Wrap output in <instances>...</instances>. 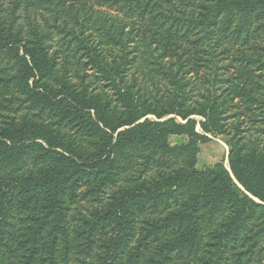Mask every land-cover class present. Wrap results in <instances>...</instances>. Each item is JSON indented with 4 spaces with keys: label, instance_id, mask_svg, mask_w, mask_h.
I'll use <instances>...</instances> for the list:
<instances>
[{
    "label": "trees",
    "instance_id": "16d2710c",
    "mask_svg": "<svg viewBox=\"0 0 264 264\" xmlns=\"http://www.w3.org/2000/svg\"><path fill=\"white\" fill-rule=\"evenodd\" d=\"M84 4L0 2V264H264V0Z\"/></svg>",
    "mask_w": 264,
    "mask_h": 264
},
{
    "label": "rangeland",
    "instance_id": "374dc122",
    "mask_svg": "<svg viewBox=\"0 0 264 264\" xmlns=\"http://www.w3.org/2000/svg\"><path fill=\"white\" fill-rule=\"evenodd\" d=\"M0 2L4 10L3 16H6L8 20L10 13L13 12L16 16V24L20 25L24 30L30 24H36L40 29L50 30L55 34V26L65 25L67 28H72L74 26V20H78V18L79 20L84 19L87 16L85 10L86 4L83 5V8L81 4L87 3L92 5L93 0H0ZM67 2H73L75 8L71 10L67 6ZM107 11L114 14L111 10ZM257 11L262 12L264 16V7L258 8ZM89 24L93 25L91 21ZM95 80L97 79L94 78L92 85L96 86L97 83H95ZM197 131H199V127H197ZM208 138L209 141L201 143L198 146L196 168L202 169L215 163H222L230 171L228 165L229 146L227 144V137L225 135H219L216 137L208 136ZM185 139L186 137H170L172 144H179ZM107 193L108 191H106L105 198L108 197ZM89 205V202H79L75 210L84 212Z\"/></svg>",
    "mask_w": 264,
    "mask_h": 264
}]
</instances>
